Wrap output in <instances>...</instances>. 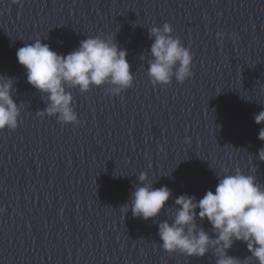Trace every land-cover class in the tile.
Here are the masks:
<instances>
[{
    "label": "water",
    "instance_id": "water-1",
    "mask_svg": "<svg viewBox=\"0 0 264 264\" xmlns=\"http://www.w3.org/2000/svg\"><path fill=\"white\" fill-rule=\"evenodd\" d=\"M166 22L191 50L193 75L153 85L149 29ZM98 35L126 50L132 86H66L79 124L42 114L47 94L28 82L17 49L40 39L68 54ZM0 75L13 78L21 110L16 129L0 130V264H217V245L203 256L165 251L158 225L172 222L179 195L214 192L217 174L240 170L264 187V124L254 120L264 0H0ZM142 172L172 192L147 220L130 207ZM196 223L215 238L206 218ZM226 252L258 264L241 240Z\"/></svg>",
    "mask_w": 264,
    "mask_h": 264
},
{
    "label": "clouds",
    "instance_id": "clouds-1",
    "mask_svg": "<svg viewBox=\"0 0 264 264\" xmlns=\"http://www.w3.org/2000/svg\"><path fill=\"white\" fill-rule=\"evenodd\" d=\"M169 23L162 27H151L149 35L155 39L151 45L153 59L147 74L153 85H168L173 77L184 82L193 75L191 50L179 37L171 35ZM126 50L118 48L111 38L88 36L68 54H61L42 43L40 39L17 49L18 63L27 70L28 82L47 94L49 101L42 114L56 116L61 123L79 124L73 107V95L66 86L78 87L87 92L93 85H110L108 91L120 94L132 86L134 75L126 58ZM13 78L0 75V130L16 129L20 108L12 97ZM255 123L264 124V110L254 116ZM258 138L264 140V127ZM264 161V148L258 150ZM221 177L215 191L207 190L199 200L182 194L175 199L179 207L171 223L161 221L158 235L162 248L169 252H180L189 256H203L209 245H217L220 258L217 264H249V258L240 261L227 255L234 240L246 243L258 264H264V187L256 182L254 175L237 170L235 174H217ZM147 172L139 175L140 185L132 193L131 211L134 217L145 220L156 217L165 208L172 196L167 185L153 187ZM128 205L124 206L127 212ZM199 209V212L196 210ZM197 216L207 219L216 236L213 239L196 223Z\"/></svg>",
    "mask_w": 264,
    "mask_h": 264
}]
</instances>
